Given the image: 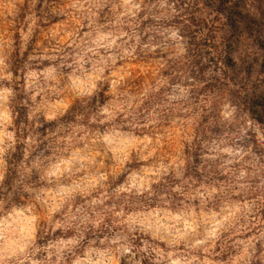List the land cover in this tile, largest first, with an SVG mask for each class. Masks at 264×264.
<instances>
[{"label": "clouds", "instance_id": "clouds-1", "mask_svg": "<svg viewBox=\"0 0 264 264\" xmlns=\"http://www.w3.org/2000/svg\"><path fill=\"white\" fill-rule=\"evenodd\" d=\"M0 264H264V0H0Z\"/></svg>", "mask_w": 264, "mask_h": 264}]
</instances>
